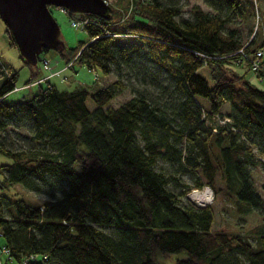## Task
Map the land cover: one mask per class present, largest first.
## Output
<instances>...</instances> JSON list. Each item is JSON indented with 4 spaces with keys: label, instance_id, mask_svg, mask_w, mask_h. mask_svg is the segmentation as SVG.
I'll return each instance as SVG.
<instances>
[{
    "label": "trees",
    "instance_id": "trees-1",
    "mask_svg": "<svg viewBox=\"0 0 264 264\" xmlns=\"http://www.w3.org/2000/svg\"><path fill=\"white\" fill-rule=\"evenodd\" d=\"M203 1L209 9L194 3L189 15L178 0L79 11L89 38L64 44L65 65L129 68L142 86L116 106L120 76L89 89L34 75L30 96L7 101L17 69L0 58V229L16 264H264V197L250 169L264 165V88L246 77L258 48L264 73V26L248 23L258 0ZM16 127L33 146L6 142ZM15 183L48 197L32 201ZM204 184L233 202L216 228L210 203L182 198Z\"/></svg>",
    "mask_w": 264,
    "mask_h": 264
},
{
    "label": "rangeland",
    "instance_id": "rangeland-1",
    "mask_svg": "<svg viewBox=\"0 0 264 264\" xmlns=\"http://www.w3.org/2000/svg\"><path fill=\"white\" fill-rule=\"evenodd\" d=\"M114 0H108L111 2ZM181 6V14L182 15H189L192 9V5L194 3H198L204 9H209V6L204 3L203 0H178ZM113 4V3H112ZM258 8L259 12L255 13L253 20L248 21L249 25L253 29L259 26V30L262 29L264 26V0H258ZM50 10L53 17L56 19L59 28H60V38L64 42V44L68 47H73L78 44L80 40H87L89 38L88 32L85 28L80 25L72 24V19H77L79 17V11H72L67 10L65 11L61 6L58 5H50ZM247 21H243L242 19H237L235 22L231 23V26H235L237 28H241L243 32L249 29ZM5 22L0 18V58L4 61L11 63V65L17 69V77L15 82V87L8 91L5 95V100L7 101H15L21 98H26L32 94V92L36 88L35 82L26 83L29 77L36 75L39 79L45 82V77H48L52 82H54L59 88H71L77 84L83 85L88 87L89 89L93 88V85H100L110 82L114 80L118 76L122 77L126 86L119 90L109 101L108 106H116L120 102L124 101L128 97H130L134 92L136 87H141L142 84L139 82L140 80L137 76H133L131 70L128 68H122L116 70H111L108 73H102V71L98 68H88L84 64H78L77 62L74 63V67H69L65 65V56L61 53L60 49L49 47L47 50H43L40 54V58L35 63H25L23 62L22 58L19 56V51L16 46L11 45L8 42L6 33H5ZM261 35V34H259ZM259 37L258 35H256ZM234 67L238 71H243V68L238 65H234ZM140 68V69H139ZM137 69V66L135 67ZM139 74H146L148 76L152 75V66L146 65L138 67ZM145 72H142L144 71ZM201 72L207 76V71L205 67H202ZM246 77L250 79L252 83L260 88H264V75L257 76L253 75L250 71V68L246 70ZM157 76L160 78V74L158 73ZM96 79V84H92L93 80ZM148 89L151 91L156 92L153 88V85L147 81ZM87 102L90 106H92L93 102L90 98H87ZM228 105L223 106V110L227 108ZM226 110V109H225ZM15 129H20L23 131L22 128L16 127L11 130L9 133L8 142L10 145L15 147H29L33 146V142L30 141L28 137H25V134L21 135L16 132ZM166 166L167 164H164ZM251 176L253 179V183L255 188L259 191V193L264 197V188L262 187V182L264 181V165L259 162H255L251 166ZM181 177L193 184L194 178L189 173H183ZM221 185V181H219ZM14 189L24 195L25 197L31 199L35 202H41L44 198L48 197L47 194L43 192H35L31 189L23 187L19 183L14 184ZM210 192V199L202 201L198 198L199 195L203 194L204 191ZM185 200H190L191 202L195 203L196 205H203L206 203H210L213 207L214 213V220H213V227L216 228L220 224H222L228 218L233 217L234 210H233V202L231 198L226 197L221 192L215 193V191L207 184L202 185V187H192L189 189L185 195L182 196ZM4 242L3 236H0V247L1 244ZM7 256L5 251L0 249V257L2 261H4L5 257ZM173 256L166 257L164 261L171 262ZM4 264H16V260L12 259L4 262Z\"/></svg>",
    "mask_w": 264,
    "mask_h": 264
},
{
    "label": "water",
    "instance_id": "water-1",
    "mask_svg": "<svg viewBox=\"0 0 264 264\" xmlns=\"http://www.w3.org/2000/svg\"><path fill=\"white\" fill-rule=\"evenodd\" d=\"M50 5L99 15H107L111 7L107 0H0V18L9 28L20 55L30 64L38 60L44 46L60 50L65 46Z\"/></svg>",
    "mask_w": 264,
    "mask_h": 264
},
{
    "label": "built area",
    "instance_id": "built-area-1",
    "mask_svg": "<svg viewBox=\"0 0 264 264\" xmlns=\"http://www.w3.org/2000/svg\"><path fill=\"white\" fill-rule=\"evenodd\" d=\"M71 21H72V24H75V25L81 24L83 26L85 19L78 17L77 19H72ZM240 50H241V48H240ZM262 53H263V48H258L254 52V57L251 60L250 66H249L250 71L252 72L253 75H256L257 71L260 68H262V64H261L260 59H259V57L262 55ZM263 75H264V73H263ZM0 236H2L1 229H0ZM0 249L2 251H5L7 254L4 261H2V258L0 257V264H4V262H7L8 260H11V259L13 261L14 258L10 253V249L4 242L1 244ZM34 255H35L34 253H29L27 257H34ZM27 257H25L24 260H26Z\"/></svg>",
    "mask_w": 264,
    "mask_h": 264
},
{
    "label": "bare ground",
    "instance_id": "bare-ground-1",
    "mask_svg": "<svg viewBox=\"0 0 264 264\" xmlns=\"http://www.w3.org/2000/svg\"><path fill=\"white\" fill-rule=\"evenodd\" d=\"M210 192L207 190L203 192V194L199 195L198 198L202 201L209 200L210 199Z\"/></svg>",
    "mask_w": 264,
    "mask_h": 264
},
{
    "label": "crops",
    "instance_id": "crops-1",
    "mask_svg": "<svg viewBox=\"0 0 264 264\" xmlns=\"http://www.w3.org/2000/svg\"><path fill=\"white\" fill-rule=\"evenodd\" d=\"M225 104L227 105V102H225L224 105H225ZM225 109H227V108H225Z\"/></svg>",
    "mask_w": 264,
    "mask_h": 264
}]
</instances>
